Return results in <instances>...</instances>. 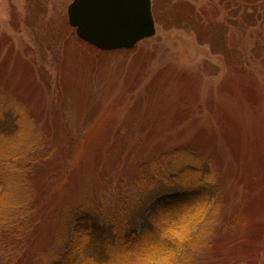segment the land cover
Listing matches in <instances>:
<instances>
[{
	"label": "rangeland",
	"instance_id": "obj_1",
	"mask_svg": "<svg viewBox=\"0 0 264 264\" xmlns=\"http://www.w3.org/2000/svg\"><path fill=\"white\" fill-rule=\"evenodd\" d=\"M71 1L0 0L11 151L52 149L35 174L44 211L16 258L54 248L76 207L128 210L141 169L187 147L208 157L222 198L192 264H264V0H150L155 34L111 51L76 36ZM207 211L157 224L189 239Z\"/></svg>",
	"mask_w": 264,
	"mask_h": 264
},
{
	"label": "trees",
	"instance_id": "obj_2",
	"mask_svg": "<svg viewBox=\"0 0 264 264\" xmlns=\"http://www.w3.org/2000/svg\"><path fill=\"white\" fill-rule=\"evenodd\" d=\"M12 113L10 107L0 113V264H192L195 253L209 249L203 232L222 200L216 174L208 157L177 147L141 169L136 182L141 188L128 210L115 215L99 207H76L67 212L54 248L40 252L36 262H28L26 254L16 258L22 244L35 237L44 211L35 174L52 149L39 143L33 151H11L21 135ZM200 209L208 213L197 235L163 236L157 223L165 214L190 220ZM133 247L141 253L135 255Z\"/></svg>",
	"mask_w": 264,
	"mask_h": 264
},
{
	"label": "water",
	"instance_id": "obj_3",
	"mask_svg": "<svg viewBox=\"0 0 264 264\" xmlns=\"http://www.w3.org/2000/svg\"><path fill=\"white\" fill-rule=\"evenodd\" d=\"M66 11L76 36L102 51L132 49L155 34L150 0H72Z\"/></svg>",
	"mask_w": 264,
	"mask_h": 264
}]
</instances>
